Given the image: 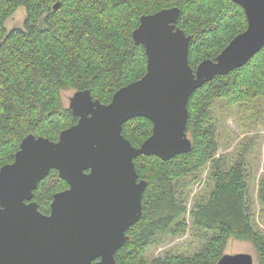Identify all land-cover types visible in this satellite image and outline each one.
Wrapping results in <instances>:
<instances>
[{
    "label": "trees",
    "instance_id": "trees-1",
    "mask_svg": "<svg viewBox=\"0 0 264 264\" xmlns=\"http://www.w3.org/2000/svg\"><path fill=\"white\" fill-rule=\"evenodd\" d=\"M25 6L24 27H7L8 18ZM178 6V25L192 35L189 63L196 69L214 59L248 26L245 9L233 0H0V169L15 160L25 136L58 140L79 117L63 103L67 89H89L109 103L124 85L147 71L143 44L133 30L144 14ZM187 132L192 149L168 160L140 154L135 158L139 179H147L143 215L130 226V239L116 252L121 264H217L231 238L253 244L264 264V229L255 219L248 177L251 142L240 143L232 155L219 154L218 108L243 127L257 124L264 114V46L243 66L217 75L189 99ZM224 110V115H223ZM153 123L144 116L126 121L123 134L140 146ZM247 141V140H246ZM209 169L205 193L190 209L192 229L201 245L192 253L152 255L153 245L188 231L185 214L191 184ZM69 187L52 169L39 182L34 199L51 212L56 192ZM208 188V189H207ZM264 219V173L258 185ZM212 230L207 235L204 231Z\"/></svg>",
    "mask_w": 264,
    "mask_h": 264
},
{
    "label": "water",
    "instance_id": "water-1",
    "mask_svg": "<svg viewBox=\"0 0 264 264\" xmlns=\"http://www.w3.org/2000/svg\"><path fill=\"white\" fill-rule=\"evenodd\" d=\"M233 1L245 9L248 26L214 59L190 65L192 35L177 23L178 6L144 14L133 38L146 49V73L119 88L109 103L89 89L76 90L69 107L78 122L58 140L24 137L15 160L0 169V264H121L115 254L143 215L148 185L139 179L135 158L168 160L190 151L194 91L245 65L264 46V0ZM138 116L151 120L153 129L135 146L123 126ZM52 169L69 187L54 194L51 212L44 213L34 192ZM217 264H255V257L225 253Z\"/></svg>",
    "mask_w": 264,
    "mask_h": 264
},
{
    "label": "rangeland",
    "instance_id": "rangeland-1",
    "mask_svg": "<svg viewBox=\"0 0 264 264\" xmlns=\"http://www.w3.org/2000/svg\"><path fill=\"white\" fill-rule=\"evenodd\" d=\"M27 16V9L25 6H20L7 20L6 24L9 29L15 27H24ZM75 92L74 89L63 90L62 100L63 103L68 106L70 104V98ZM222 108H218L217 112L219 116L218 127L219 136L221 141L225 143L219 150V154H228L233 156V160L236 158V154L239 152L240 143L251 142V149L246 155L248 156V163L250 169V175L248 177L249 192L251 198V204L254 211L255 219L259 222L260 226L264 229V219L261 216L262 205L258 197V185L262 174L264 173V114L263 118L255 125L249 127H243L238 123L236 116L229 113L225 116L226 120H222ZM224 115V110H223ZM247 140V141H246ZM209 169H205L203 173L197 178L190 187V195L187 200L188 211L185 214L188 223V231L184 236H176L165 240L159 245H153L151 254L158 256L167 252L173 253L177 251L186 252L189 254L194 253L201 245V238L203 237L192 235L195 229H192V218L190 215V209L194 205L196 197L205 193L206 180L208 177ZM208 189V188H207ZM207 235L214 233L212 230L204 231ZM249 252L255 257V264L258 261L257 252L253 244L249 241L239 240L231 238L228 242L225 253H238Z\"/></svg>",
    "mask_w": 264,
    "mask_h": 264
},
{
    "label": "flooded vegetation",
    "instance_id": "flooded-vegetation-1",
    "mask_svg": "<svg viewBox=\"0 0 264 264\" xmlns=\"http://www.w3.org/2000/svg\"><path fill=\"white\" fill-rule=\"evenodd\" d=\"M67 189V188H66ZM65 190V189H64ZM34 196H35V193H34ZM35 200V199H34Z\"/></svg>",
    "mask_w": 264,
    "mask_h": 264
}]
</instances>
